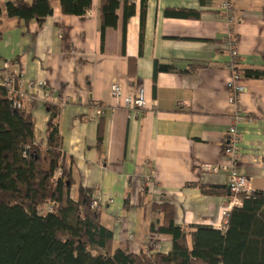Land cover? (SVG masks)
Instances as JSON below:
<instances>
[{"label": "crops", "instance_id": "1", "mask_svg": "<svg viewBox=\"0 0 264 264\" xmlns=\"http://www.w3.org/2000/svg\"><path fill=\"white\" fill-rule=\"evenodd\" d=\"M9 1L0 0V68L9 63L24 79L46 85V91L26 90L22 99L35 121V141L46 144L48 109L55 107L72 198L80 187L99 198L115 248L148 255L171 251L170 237L150 231L163 217L154 204L173 205L175 224L182 228L223 226L222 204L231 201L228 175L199 168L221 161L233 110L225 47L229 26L219 0H147L143 33L141 0H130L136 12L126 34L121 8L117 26L107 28L103 40L101 0H93L83 18L64 15L55 2L42 27L18 26L7 16ZM234 3L238 71L264 70V0ZM167 10L195 11L199 17H166ZM157 64L173 70L157 74ZM240 82L246 92L239 107L249 120L238 125L239 168L253 193L264 191V79L242 76ZM115 83L130 96L143 88L146 112L132 115L119 106L111 95ZM92 103L106 107L102 117ZM153 170L156 177L147 187ZM202 188L218 191L204 194Z\"/></svg>", "mask_w": 264, "mask_h": 264}, {"label": "trees", "instance_id": "2", "mask_svg": "<svg viewBox=\"0 0 264 264\" xmlns=\"http://www.w3.org/2000/svg\"><path fill=\"white\" fill-rule=\"evenodd\" d=\"M55 2L64 15L81 18L93 5V0H11L6 12L9 18L17 19L18 26L35 22L42 27L52 16ZM146 2L141 0L142 33ZM121 8L126 34L136 5L130 0H101L102 40L107 28L117 26ZM165 16L198 18L199 14L167 10ZM2 24L0 5V27ZM172 70L169 65H156L157 74ZM238 73L264 79V70ZM23 109L16 110L0 87V264H264V191L242 195V206L231 210L224 230L204 225L182 228L175 224L173 205L154 204L163 217L150 231L170 237L171 251L148 255L115 248L114 232L102 223L99 198L83 187L71 197L74 183L61 162L59 110L49 107L46 144L41 145L35 141L34 118ZM58 169L62 174L53 183ZM217 191L202 188L204 194Z\"/></svg>", "mask_w": 264, "mask_h": 264}, {"label": "built area", "instance_id": "3", "mask_svg": "<svg viewBox=\"0 0 264 264\" xmlns=\"http://www.w3.org/2000/svg\"><path fill=\"white\" fill-rule=\"evenodd\" d=\"M220 10L225 15L229 26L228 36L225 40V47L228 51L230 61L228 63V69L233 73V78L230 83V95L229 104L233 107L231 113V125L227 132L226 143L222 151V159L216 163H203L200 165V170L203 173L218 174L224 172L228 175L227 187L232 196L230 202H224L222 204V215L226 219L223 226L219 229L224 230L227 224V218L230 209L234 207H241L243 198L242 195L249 196V180L240 171V156H241V137L238 131V125L243 120H249L244 114L243 110L239 107L241 97L246 92V88L241 84V76L238 73V67L240 63V54L238 52V39L234 36L233 30L238 22V13L235 7L234 0H219ZM27 83L28 89L24 87ZM0 87L4 88L10 100L13 101V107L16 110H22L24 108L23 97L28 93H37L39 91H46V85L43 82H33L23 78L16 71H13L9 66V63L0 68ZM111 95L118 102L119 106L125 108L132 115L141 114L146 112V96L145 90L142 88L135 96L126 95L124 88L121 84L115 83L111 86ZM61 105H66L68 99L61 97L59 99ZM92 107L96 109L97 114L102 117L105 112L100 108L97 103H92ZM62 172L60 169L56 172L53 183H56ZM152 184L151 179H147V187ZM142 192L145 191V187H142ZM42 212V211H40ZM159 248V247H158Z\"/></svg>", "mask_w": 264, "mask_h": 264}, {"label": "rangeland", "instance_id": "4", "mask_svg": "<svg viewBox=\"0 0 264 264\" xmlns=\"http://www.w3.org/2000/svg\"><path fill=\"white\" fill-rule=\"evenodd\" d=\"M98 105H100V108L104 111V112H106L105 110H106V107H104V106H102L100 103H97ZM200 168V167H199ZM208 174V173H207ZM155 171L153 170L152 171V173H151V175L149 176V178L151 179V182H154L153 180L155 179ZM145 191H146V188H145ZM71 197H72V195H71ZM220 228V227H219ZM221 229V228H220ZM220 229H217V230H220ZM130 238L131 239H133L134 238V236L133 235H131L130 236Z\"/></svg>", "mask_w": 264, "mask_h": 264}]
</instances>
